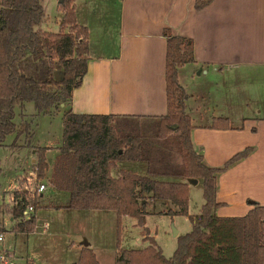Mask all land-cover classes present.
<instances>
[{
	"label": "trees",
	"instance_id": "obj_1",
	"mask_svg": "<svg viewBox=\"0 0 264 264\" xmlns=\"http://www.w3.org/2000/svg\"><path fill=\"white\" fill-rule=\"evenodd\" d=\"M210 1L197 0L196 6ZM59 5L63 17L59 31L53 32L38 28L45 16L42 0H0V146L10 133L26 134L27 141L20 146H32L31 122L21 112L23 120L17 123L16 107L23 109L33 101L37 113H46L71 103L73 89L88 70L89 27L79 22L75 0H59ZM164 32L167 113L145 117L65 109L63 143L56 153L47 156V146L36 147L38 178H47L54 188L70 194L67 208L115 211L119 222L129 215L144 225L150 200L170 201L179 209L169 214L188 215L192 230L178 236L171 257L155 248L152 238L143 249L120 248L115 264H264V206L249 199L254 207L244 216L221 217L216 212L221 206L217 201L220 173L247 157L254 146L238 151L222 165L207 164L193 143L188 92L179 79L180 67L195 61L194 41L169 28ZM56 70L61 79L56 78ZM228 125L226 117L212 123V127ZM124 159L147 161L148 173L123 169L115 176L112 168ZM158 174L185 180H158L153 176ZM192 178L201 179L204 188V204L195 215L188 214L187 180ZM28 193L16 191L9 209L18 220L17 232L30 233L35 225L33 215L25 218ZM32 204L39 205L37 199ZM77 264L100 262L86 246Z\"/></svg>",
	"mask_w": 264,
	"mask_h": 264
},
{
	"label": "crops",
	"instance_id": "obj_2",
	"mask_svg": "<svg viewBox=\"0 0 264 264\" xmlns=\"http://www.w3.org/2000/svg\"><path fill=\"white\" fill-rule=\"evenodd\" d=\"M82 1L88 4V8L83 18L79 9L77 15L79 22L89 27L88 70L80 85L73 89L71 103H62L61 106L65 108L68 104L77 112L145 117L166 114L167 36L164 30L169 28L173 34L191 37L194 41L195 61L180 67L179 79L188 92L187 112L194 124L192 139L195 148L203 153L207 164L218 166L245 147L254 146L247 157L220 173L217 201L221 206L216 212L221 217L244 216L254 207L248 202L249 199L264 206V105L252 101L261 95L254 97L255 85V88L246 91L240 82L245 75L264 77V0H211L201 8L196 6L197 0H112L113 3L105 0ZM202 75L206 77L204 80H195ZM191 77L194 87L201 85V90L190 89L191 81L186 83L184 80ZM224 87H227V93H219ZM243 93L248 96L246 100ZM198 97L203 101L195 100ZM219 102L225 105L219 108ZM220 117L228 118L229 125L212 127L214 119ZM47 147L50 151V147ZM36 160L34 157V163ZM123 169L147 174L148 162L141 159L118 160L112 168V174L119 175ZM22 175L18 176V187L10 193L11 202L0 201V204L13 206L14 191L30 190L28 186H20ZM153 176L164 181L185 180L164 174ZM187 182L190 191L192 186L202 180L198 179L197 184L189 180ZM46 185V189L38 193L41 201L45 200L44 192L47 188H54L48 179ZM55 201L54 204L45 201L44 207L61 208L68 204ZM199 207L195 210L189 203L188 214L200 213ZM35 209L33 216L37 223L41 218H38L37 207ZM178 209L170 201L150 200L146 219L152 214L171 215L170 210ZM5 216L9 217L10 229L5 226ZM25 218L30 217L26 214ZM131 218L132 224L138 221L129 215H124L122 220L126 222ZM17 222L11 213L0 208V234H3L0 241H5L6 232H11L15 238L25 235L24 241H28L35 231L17 232L14 230ZM47 222L49 227L45 229L44 224ZM51 226L49 220H44L41 225L46 234H51ZM145 231L142 240H139L142 246L127 249L146 248L152 244L153 238L155 248L163 252L150 228L145 227ZM82 241L81 247L95 249L90 240ZM7 253L11 261L17 264L10 249ZM120 256L118 250L116 257ZM77 262L74 259L69 264Z\"/></svg>",
	"mask_w": 264,
	"mask_h": 264
},
{
	"label": "rangeland",
	"instance_id": "obj_3",
	"mask_svg": "<svg viewBox=\"0 0 264 264\" xmlns=\"http://www.w3.org/2000/svg\"><path fill=\"white\" fill-rule=\"evenodd\" d=\"M106 1L113 3L112 0H105V2ZM75 2L77 6L76 9H79L83 18V14H85L84 11L88 8V4L83 3L82 0H75ZM42 3L45 9V16L38 28L53 32L59 31L60 22L63 17V10L59 5V0H42ZM211 74L212 71L208 76L211 77ZM227 75L228 74H226V76ZM200 78L204 80L206 77L202 75L201 77H196L195 80H199ZM184 81L186 83L192 82V77L185 78ZM191 82L190 89L197 88L201 90V85L194 87V83ZM240 82L244 85V90L246 91L256 86L254 97L258 94L261 95H258L259 99L252 101H256L263 106L264 77L258 76L255 78L250 75H245ZM209 90H211V88H209ZM219 93L226 94L227 87L220 89ZM245 94L246 93H243V98L246 100L248 96ZM225 97L227 98V95H225ZM195 100L199 102L203 101L200 97ZM206 100H208L209 104L211 103L209 99ZM228 103L233 106L231 101H228ZM224 105V102H219V108H222ZM67 108H71L70 105L67 104L65 108L58 105L50 112L37 113L33 101H27L23 109L19 106L16 107L17 114L15 120L17 123H21L23 120L21 112H24L25 119L31 122L32 130H34L31 143L34 146H20L21 143L24 144L27 141L26 134L16 136L15 133L8 134L4 144L0 146V201L6 203L11 202L10 193L14 188L18 187V176L23 174L22 180L20 181L22 185L20 186H28L30 189L28 190L30 191L28 193L30 201H27V203L32 204L33 199H37L40 204V206H37L38 218L40 217L41 219H39L37 223L35 221L32 230V232H35L30 235L27 242L24 241V239H26L25 235L15 238L14 234L6 232L5 241H0V255L6 254L7 257L5 262L0 261V264H14L8 256V249L11 250V255L14 254L13 256L17 264H69L73 262L74 259L79 261L83 250V247L80 246V242H83V239H85V241L90 240L95 245L93 251L96 252L95 254L101 264H115L117 251L120 250V248H140L142 246L139 240H142V236L146 232L145 227L150 228V231L161 246L164 255L166 257H171L178 245V237H174L173 228L180 231L179 235L190 232L192 223L188 215L176 214L173 216L168 214H152L147 217L145 222L147 225L145 226V224L140 225L138 223V218L135 224H132V218L128 219L126 222L121 219L119 222L118 215L115 211L76 210L67 207L60 208V206H57V208L44 207L45 201L54 204L57 202L55 200H58L59 204H67L70 200V194L66 191H59L49 187L44 192L45 200L41 201L37 187L41 183L46 185L47 178H38L37 168L33 161V158L35 157L38 159V156L36 150L34 152L33 149H36L38 146L47 145L50 147V151L47 150V156H53L56 153L59 146L63 143V114L64 109ZM14 141L16 142L15 144H13ZM176 160L180 161L179 155ZM22 190L23 189H18L16 191ZM203 190V182H200L198 185L192 186V189L189 191V203L195 210L204 202ZM16 191H14V194ZM0 208L10 213L9 209L11 206L0 204ZM199 208H202V206ZM31 215H35V213L28 214L29 217ZM44 220H49L51 223L52 226L51 229H49L51 234L43 232L41 225ZM4 222L6 228L10 229L9 217L5 216ZM6 246L7 249L5 248Z\"/></svg>",
	"mask_w": 264,
	"mask_h": 264
},
{
	"label": "built area",
	"instance_id": "obj_4",
	"mask_svg": "<svg viewBox=\"0 0 264 264\" xmlns=\"http://www.w3.org/2000/svg\"><path fill=\"white\" fill-rule=\"evenodd\" d=\"M37 168V166H35ZM46 189V185L44 183H41L38 187H37V191L42 192ZM26 204V210H25V214H33L35 213V206L33 204H30V203H25ZM49 227V223H45L44 224V228L47 229ZM3 239V234L1 233L0 234V240ZM6 254H1L0 255V261L2 262H5V259H6ZM12 264V263H11Z\"/></svg>",
	"mask_w": 264,
	"mask_h": 264
},
{
	"label": "water",
	"instance_id": "obj_5",
	"mask_svg": "<svg viewBox=\"0 0 264 264\" xmlns=\"http://www.w3.org/2000/svg\"><path fill=\"white\" fill-rule=\"evenodd\" d=\"M59 73H60L59 70H56V71H55L56 78L61 79V76L59 75ZM189 182L192 183V184H197V183H198V179H196V178H192V179H189ZM178 234H179L178 229L173 228V235H174V236H178ZM85 245H87V243H86Z\"/></svg>",
	"mask_w": 264,
	"mask_h": 264
}]
</instances>
